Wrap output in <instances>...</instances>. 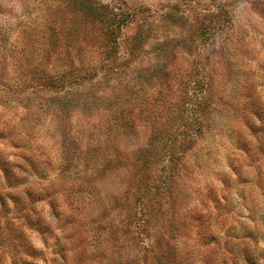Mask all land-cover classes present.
Wrapping results in <instances>:
<instances>
[{"label": "clouds", "instance_id": "clouds-1", "mask_svg": "<svg viewBox=\"0 0 264 264\" xmlns=\"http://www.w3.org/2000/svg\"><path fill=\"white\" fill-rule=\"evenodd\" d=\"M0 264H264V0H0Z\"/></svg>", "mask_w": 264, "mask_h": 264}, {"label": "rangeland", "instance_id": "rangeland-1", "mask_svg": "<svg viewBox=\"0 0 264 264\" xmlns=\"http://www.w3.org/2000/svg\"><path fill=\"white\" fill-rule=\"evenodd\" d=\"M75 6L84 7L86 5V0H73Z\"/></svg>", "mask_w": 264, "mask_h": 264}]
</instances>
